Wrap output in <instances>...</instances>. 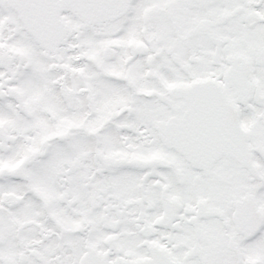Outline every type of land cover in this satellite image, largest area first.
Instances as JSON below:
<instances>
[{
  "label": "snow or ice",
  "instance_id": "1",
  "mask_svg": "<svg viewBox=\"0 0 264 264\" xmlns=\"http://www.w3.org/2000/svg\"><path fill=\"white\" fill-rule=\"evenodd\" d=\"M0 264H264V0H0Z\"/></svg>",
  "mask_w": 264,
  "mask_h": 264
}]
</instances>
